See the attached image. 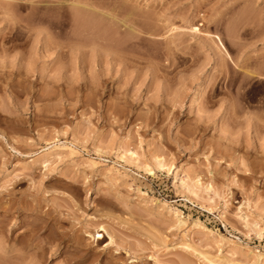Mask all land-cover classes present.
<instances>
[{
    "label": "rangeland",
    "instance_id": "1",
    "mask_svg": "<svg viewBox=\"0 0 264 264\" xmlns=\"http://www.w3.org/2000/svg\"><path fill=\"white\" fill-rule=\"evenodd\" d=\"M1 246L264 264V0H0Z\"/></svg>",
    "mask_w": 264,
    "mask_h": 264
},
{
    "label": "bare ground",
    "instance_id": "2",
    "mask_svg": "<svg viewBox=\"0 0 264 264\" xmlns=\"http://www.w3.org/2000/svg\"><path fill=\"white\" fill-rule=\"evenodd\" d=\"M203 85H205V84L202 83V85H201V86L199 85V86L202 88ZM199 97H200V96H199ZM198 99H199V98H198V93H196V94L193 96V101H194V102H197ZM131 154H132V153H131ZM131 160H132V159H131ZM156 163H157L156 165H160V163L162 164V162H159V161H156ZM145 170L149 172V170H148L147 168H145ZM195 224L197 225V223H195ZM256 224H257V223H256ZM4 238L6 239V237H4ZM0 250H1V251L5 250V247H4V246H1V247H0ZM11 251H13V250H11ZM3 252H5V251H3ZM255 255H256V260H258V261H259V259L263 258V255H261V254H256V253H255ZM3 257H4V256L2 255V253H0V258L2 259ZM3 259H4V258H3ZM210 260H211V259H210ZM211 261H213V260H211ZM211 261H210V262H211ZM213 262H214V261H213ZM213 262H212V263H213ZM1 264H2V263H1ZM215 264H217V263H215ZM218 264H220V263H218Z\"/></svg>",
    "mask_w": 264,
    "mask_h": 264
}]
</instances>
